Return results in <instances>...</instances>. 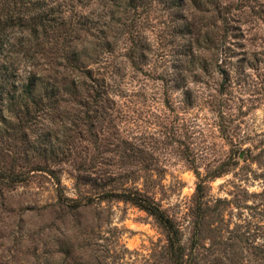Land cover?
<instances>
[{
  "label": "rangeland",
  "instance_id": "374dc122",
  "mask_svg": "<svg viewBox=\"0 0 264 264\" xmlns=\"http://www.w3.org/2000/svg\"><path fill=\"white\" fill-rule=\"evenodd\" d=\"M33 74L58 86L34 117ZM127 187L194 264H264V0H0V264H171L154 215L103 195Z\"/></svg>",
  "mask_w": 264,
  "mask_h": 264
},
{
  "label": "trees",
  "instance_id": "16d2710c",
  "mask_svg": "<svg viewBox=\"0 0 264 264\" xmlns=\"http://www.w3.org/2000/svg\"><path fill=\"white\" fill-rule=\"evenodd\" d=\"M176 4V3H175ZM42 20L45 17L44 15L41 16ZM68 21L69 26L65 27V32L73 33L74 28L71 26L72 22L71 20H67L66 18L62 17L61 23L67 24ZM75 24H77V29H81L85 27V21L82 19H79ZM74 24V25H75ZM67 28V29H66ZM181 30H183L184 33H191L193 28L191 27V24H183L180 26ZM188 45V53L190 54L191 61L193 62V58H199V52L198 49L200 48L201 44L198 41V38H194ZM215 53L216 55V61L219 59V53H225V55H228L226 50L221 47L219 44L215 46ZM86 49L83 47L74 46L70 50L69 53L64 54V57L70 61V63L75 66L76 68H79L83 70L82 68H85V62H84V56L86 55L85 52ZM201 58V57H200ZM202 61V58H201ZM202 67H205L203 63L201 64ZM89 71L88 68L84 69ZM86 75L90 76L89 73ZM91 77V76H90ZM77 83L74 78H71L70 83H67V89L72 90L75 89ZM25 93L28 95L29 101L32 104V109L30 106H28V103L25 106V113L28 115L34 117V111L37 110L36 106H38L39 102L42 104L41 110L45 107V105H48L51 101H53L56 97V93L58 90V86L55 81L43 77L39 74H33L28 78V81L25 84ZM36 88L40 89V92H35ZM25 103V102H24ZM40 108V107H39ZM43 139V140H42ZM32 148L38 152V154H47V155H56L53 153V151H49L47 153L46 151V140L42 138L41 136L35 138V140L32 142ZM219 174L222 173L218 172ZM200 182L197 183V190L199 191L200 188ZM104 196H113L117 197L123 200H128L135 205L139 206L140 208L144 209L145 211L149 212L150 214L154 215L156 220L159 222V224L164 228L167 238V244H166V254L168 257V260L171 262V264H194L195 261L191 260L189 258V254L185 251L184 244L182 243V233L179 225L173 220V218L165 212V210L160 206V204L155 200L154 197H152L150 194L146 193L141 188H123L121 190H107L103 193Z\"/></svg>",
  "mask_w": 264,
  "mask_h": 264
}]
</instances>
